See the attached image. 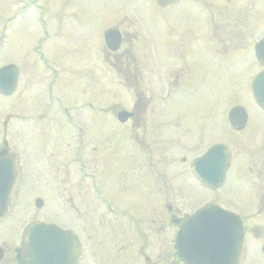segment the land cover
I'll return each mask as SVG.
<instances>
[{"label": "rangeland", "instance_id": "1", "mask_svg": "<svg viewBox=\"0 0 264 264\" xmlns=\"http://www.w3.org/2000/svg\"><path fill=\"white\" fill-rule=\"evenodd\" d=\"M146 3L147 0H36L35 8L32 6L22 8L19 0H0V30L5 33L0 36L2 37L0 47H3L0 50V64L12 61L24 68L14 94L9 97L0 96V145L2 139L7 141L16 168L11 208L8 213L11 218L7 224H4L5 236L9 240L12 241V237L17 235V222L19 226L20 224L22 226L24 222L32 218H49L56 219L58 222L79 224L82 221L81 217L85 214L83 211L87 213V210L91 208L93 210L91 222H99L101 208L90 191L88 179L81 177L79 161L84 156L89 158V153L96 157L98 152H90L92 149L90 150L89 147L93 145L98 150L97 148L105 142L104 138H109L111 147L122 156L130 145L125 142L115 143V133L120 131L116 129L118 126L127 124H117L112 111L130 109L135 100L134 86L119 84L116 79L119 75L113 74L106 63L111 56L103 43L102 32L109 25H116L122 32L132 30L133 23L129 16L138 21L145 20L148 13ZM123 18L127 19V23L120 21ZM2 19H5V23ZM40 26L44 27L51 37L50 41L47 39V44L43 43L42 55L47 62L48 56L56 62L53 68L59 73L54 82L56 84L51 87L53 94L50 95V99L45 97L44 84L51 73L46 69L45 64L38 60L32 48L39 38L42 40L46 37ZM143 34L144 30H141L140 35ZM140 52L141 66L144 69V81L140 87L144 90L142 99H149L148 104L149 107L152 106L154 126L161 129L169 127L168 135L163 136V140L160 139L166 134L165 130L160 129L155 133L157 135H154V145L157 149L159 147L155 150L158 153L155 154V158H163L155 159L154 163L159 170H163L168 175L169 183L166 189L170 190V201H175L178 207H184L187 211L197 207L200 204L198 202L213 200L215 197L227 204L237 205L238 197L243 195V181L238 177L237 161L229 168L227 180L218 190H209L196 185L191 180L188 161L211 142L221 141L227 144L229 141L233 145L230 134H227L226 130L225 134L223 133L220 119L231 104L248 105L244 103L249 102L245 99L249 91L248 84L241 85V81L227 82L226 73L229 70L224 72L218 70L216 84L200 86L190 95L193 87H173L172 84L169 86L165 80L166 75L161 71L162 65L152 63L149 54L140 55ZM20 53L23 54L20 55ZM159 59L162 60V57L159 56ZM149 67H153V75L148 71ZM40 78L42 84L39 82ZM168 91H170L169 94ZM147 95L150 97L147 98ZM142 105L144 103H141ZM208 105L210 106L206 107ZM64 108H68V114L72 118L84 123L83 130L91 142L89 146L83 147L86 151L81 149L80 155H82L78 159L72 156L74 131L68 127ZM201 113L208 120H206V126L204 125L199 131L197 127ZM177 115L180 127L178 123L176 125L173 123ZM216 116L218 127L217 131H214ZM254 127L259 130L258 123L255 122ZM256 129L252 132L247 130L238 135L244 136L239 138L242 140L240 141L242 145H233L236 152L252 149L253 140L257 146L259 136ZM248 133L251 138L248 137L247 141V138H243ZM165 138L167 141H164ZM51 162H56L57 173L62 180L60 177L58 180H54L53 177L49 179L50 173L47 166ZM98 168L85 165V174L97 175ZM178 173L180 176L183 175V179L176 177ZM61 174L65 176L62 177ZM52 179L58 187V192L61 193L60 190L66 188V192L74 196L75 205L82 211L81 214H75L74 219L71 214L68 215L70 218L68 220L60 219V214L64 212L63 207H65L61 196L56 202L46 192L43 197V208L38 209L34 205V199L43 196L41 191L49 190L53 186ZM106 180L103 183L106 191L109 194L114 192L118 194L116 179L107 176ZM184 181H189L187 184L191 190L197 192L198 197H195V202H192L194 198H191L194 193L189 191ZM137 183V192L140 196L144 188L139 185L143 182L137 181ZM256 185L258 182H253L252 188ZM184 187L192 195L187 193L179 195L178 191L181 192ZM153 189L159 191L161 184L154 182ZM174 191L176 192L172 193ZM121 196L120 200L128 197L124 193H121ZM132 196L135 197L134 192ZM84 197L86 202L83 200ZM191 202L192 204L189 205L188 203ZM16 204H18L17 207ZM54 205L57 217L55 210L51 212ZM171 234L172 232L169 233V238L172 237ZM5 236L0 237V241L4 240ZM16 241L17 239L14 242Z\"/></svg>", "mask_w": 264, "mask_h": 264}, {"label": "flooded vegetation", "instance_id": "2", "mask_svg": "<svg viewBox=\"0 0 264 264\" xmlns=\"http://www.w3.org/2000/svg\"><path fill=\"white\" fill-rule=\"evenodd\" d=\"M146 4L148 13L145 20L139 24L131 20L133 26L128 32H122L117 27L120 31L119 46L113 52L108 51L111 58L106 62L113 74L119 75L116 76L119 84L125 86L131 84L135 88V100L129 109V117L121 123L116 121L119 125H127L118 126L116 129L120 131L114 132L115 143L125 142L130 147L122 153V156L111 147L109 138H104L105 142L97 148L98 150L93 145L89 147L90 150L92 149L90 152L97 151L98 155L95 157L89 153V158L84 156L81 166L99 168L96 170L97 175L87 173L81 177L88 179L90 191L101 208L99 222H91L90 219L93 218L91 208L87 213L83 211L85 214L79 224L55 222L61 228L70 229L75 233V238L60 249L63 257L56 264H184L173 247L174 237L179 229L178 226L185 224L189 215L198 206L187 211L184 207H178L175 201H170V190L166 189L169 183L168 175L155 166V159H163L155 158L157 153L155 150L159 147L157 149L154 145V135H157L155 133L160 131L161 127L154 126L149 99H142L144 90L140 87L144 81V69L141 66L139 51H141L140 55L149 54L152 63L162 65L161 71L166 75L165 80L173 87L211 86L218 82L216 74L218 70L222 72L229 70L226 73V81L232 83L241 81V85H250L255 76H258L259 102H255L249 91L245 98L249 102H244L249 106L233 103L243 106L244 111L241 110V113H233L230 116L226 112L220 119L223 133L226 130V133L230 134L233 145H242L240 142L242 140L239 138L244 135L241 137L238 135L256 129L255 122L259 126V130L256 129L259 142L255 146L253 140L252 149L236 152L233 145L227 141L231 152L229 168L236 161L238 162V177L243 181V195L238 197L237 205L227 204L216 197L212 201L221 204L239 217L242 240L236 264H264V0H147ZM141 30H144L142 36ZM37 42L34 51L39 60L47 64L42 56L41 40ZM47 65L52 70L51 64ZM152 68H148L151 75H153ZM181 76L184 78H180ZM54 79L51 75L48 80L49 86ZM39 82L42 84L41 78ZM148 97L150 96L147 95ZM141 103L144 105L141 106ZM64 112L69 123L68 108H64ZM112 114L116 119L117 112L113 111ZM198 120L197 128L200 131L204 125L206 126L208 119L201 113ZM173 123L174 125L178 123L180 127L178 115ZM214 126V131H217V116ZM168 128L162 127L161 130H165L166 134L162 135L160 140L168 135ZM210 128L213 129L211 125ZM249 135L246 134L243 139L247 138L248 141L251 138ZM3 141L4 139L1 141L0 150L2 146L4 147ZM164 141H167L166 138ZM85 142L88 146L91 144L87 136ZM6 149L5 156L13 163L15 178L14 160L9 148ZM47 168L50 173L49 179L53 177L54 180H58L60 177L62 180L57 173L56 162H51ZM107 176L116 179L118 194L115 192L109 194L106 191L103 183ZM176 177L183 179V175L180 176L179 173ZM54 180H51L53 184L51 190L41 191L43 196L36 197L37 208H43V197L46 192L56 202L61 196L65 207L60 219L68 220L69 214L74 219V215L81 214L82 211L75 205L74 196L69 195L66 188L60 190L62 194L58 192ZM137 181L143 182L139 185L144 188L140 196L137 192ZM255 181L258 185L252 188ZM154 182L161 184L159 191H154ZM184 182L186 186L189 181ZM113 186L115 187V182ZM187 188L194 194L189 193L185 187L181 192L178 191V194H190L191 198H194L192 202H195V197H198L197 192L192 191L188 184ZM133 192L135 197L132 196ZM121 193L128 197L120 200ZM11 194L12 190L7 199V210L0 216L1 238L6 233L4 224H7L11 218L8 215ZM83 200L85 201V197ZM192 202L188 204L191 205ZM53 210L57 217L55 205L51 212ZM18 223H16L17 230ZM16 232L17 235L12 237V241L6 236L0 241V264H18L15 249L20 242L18 240L14 242L18 237V231ZM171 232L172 237L169 238ZM187 244L190 242L188 241ZM187 251L191 253L194 249L190 248Z\"/></svg>", "mask_w": 264, "mask_h": 264}, {"label": "water", "instance_id": "3", "mask_svg": "<svg viewBox=\"0 0 264 264\" xmlns=\"http://www.w3.org/2000/svg\"><path fill=\"white\" fill-rule=\"evenodd\" d=\"M104 41L109 50H115L119 43V35L117 31L108 29L104 33ZM17 69L14 65H6L0 67V92L10 94L16 85ZM257 96V89H254ZM237 108L231 109V113H235ZM129 113L121 111L118 113V118L123 121ZM4 152H1L2 155ZM229 161V153L225 145L216 144L210 147L199 158L191 162L192 173L201 181L203 185L214 188L219 185L224 177V172ZM12 173L8 162L0 161V214L5 208L6 195L11 185ZM210 215L215 219L212 223L209 222ZM211 216V217H212ZM194 225L193 235L204 242L205 261L199 264H234V258L240 245V229L236 218L233 216L224 215L221 212H215L211 209H203L193 217L191 225ZM213 226L216 227V234H213ZM59 227L52 224H46L39 221L31 222L25 229L23 234V242L26 251L17 249L16 258L19 264H55L60 259V253L56 251L47 252L42 247L52 249L62 246V243L55 240L66 239L61 233H66ZM47 234V235H43ZM69 239L72 234L69 231ZM192 237V236H191ZM209 238V240H208ZM181 236L177 239L176 247L179 251V242ZM52 240V241H51ZM54 240V241H53ZM210 242L212 246L207 245ZM220 256H217V254ZM181 254V253H180ZM187 264H198L197 262L186 260Z\"/></svg>", "mask_w": 264, "mask_h": 264}]
</instances>
